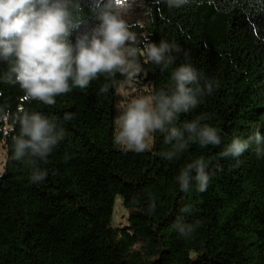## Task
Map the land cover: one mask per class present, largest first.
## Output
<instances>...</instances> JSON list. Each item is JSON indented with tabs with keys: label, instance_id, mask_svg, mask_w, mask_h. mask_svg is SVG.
I'll list each match as a JSON object with an SVG mask.
<instances>
[{
	"label": "trees",
	"instance_id": "obj_1",
	"mask_svg": "<svg viewBox=\"0 0 264 264\" xmlns=\"http://www.w3.org/2000/svg\"><path fill=\"white\" fill-rule=\"evenodd\" d=\"M149 12L147 33L138 25L130 31L140 39H163L181 52L167 69L143 64L136 79L151 92L166 90L170 74L190 62L202 77L214 81L213 91L195 109L181 113L178 125L197 116L217 129L220 146L201 148L189 143L173 161L158 154L167 150L163 136L154 133L151 149H119L113 143L118 87L124 77L98 75L86 88L55 97L45 105L27 100L19 86L0 80V144L6 164L0 174V264H264V158L246 150L237 160L221 158L233 136L246 138L264 125V0H192L178 9L159 0H143ZM81 30L96 23L91 0L72 10ZM9 65L0 62V76ZM108 84V90L98 89ZM18 109L39 112L64 129V138L48 156L43 181L29 179L32 165L12 159V140ZM65 112L72 119H61ZM264 135V126L260 128ZM209 161L207 190L180 192L178 170L192 159ZM128 212V225L112 224L116 200ZM183 214L195 226L186 238L172 225Z\"/></svg>",
	"mask_w": 264,
	"mask_h": 264
},
{
	"label": "clouds",
	"instance_id": "obj_2",
	"mask_svg": "<svg viewBox=\"0 0 264 264\" xmlns=\"http://www.w3.org/2000/svg\"><path fill=\"white\" fill-rule=\"evenodd\" d=\"M133 0H91L95 20L81 30V20L74 19L72 10L80 8V0H0V62L9 65L0 80L19 86L27 100H38L45 105L55 103V97L72 88H86L98 75L119 74L124 83L131 84L143 73V64L167 69L177 59L180 47L166 40L153 42L148 35L140 39L130 31L125 15ZM166 7L178 9L192 0H159ZM150 12V9L146 10ZM264 12V7L257 9ZM184 63L178 64L170 74L166 90L140 95L126 101L114 120L113 143L125 150H148L159 132L167 150L158 154L162 160L173 161L186 150L189 143L201 148L220 146L222 138L215 127L202 123L205 117L197 116L178 125L181 113L195 109L200 100L213 91L214 81L201 76L190 62L187 52ZM104 84L99 93L108 90ZM7 119L0 115V120ZM18 125V134L12 140V159L26 160L32 165L29 179L33 183L44 180L48 172L40 164L64 138V129L56 121L39 112L18 109L11 117ZM61 119H72L65 112ZM257 125L246 138L233 136L223 145L221 158L237 160L246 150L254 152L257 159L264 158V135ZM209 161L203 157L192 159L178 170L174 182L180 192L194 188L207 190ZM191 206L183 205L172 227L181 238L192 234L196 225L186 223L183 214Z\"/></svg>",
	"mask_w": 264,
	"mask_h": 264
},
{
	"label": "rangeland",
	"instance_id": "obj_3",
	"mask_svg": "<svg viewBox=\"0 0 264 264\" xmlns=\"http://www.w3.org/2000/svg\"><path fill=\"white\" fill-rule=\"evenodd\" d=\"M148 7L143 0H133L131 7L128 9L125 20L128 22L129 26L138 25L145 33L149 30V12H147ZM151 85L145 80L135 79L131 84L121 83L118 87V103L116 106L117 115L120 109L124 106L127 100L140 96V95H150ZM154 143V141H153ZM153 143L151 147L153 146ZM119 149H124L121 146L116 145ZM151 147L149 149H151ZM148 149V150H149ZM6 164V148L5 144H0V174L3 173ZM128 212L124 209L122 201L120 198L116 200L115 209L113 214V226L115 228H123L128 225Z\"/></svg>",
	"mask_w": 264,
	"mask_h": 264
}]
</instances>
